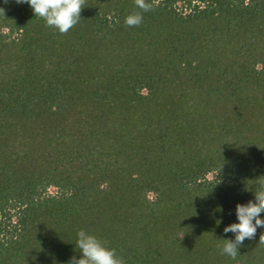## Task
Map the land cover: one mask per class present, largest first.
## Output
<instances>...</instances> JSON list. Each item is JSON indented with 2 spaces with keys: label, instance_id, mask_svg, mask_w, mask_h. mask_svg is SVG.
Masks as SVG:
<instances>
[{
  "label": "trees",
  "instance_id": "trees-1",
  "mask_svg": "<svg viewBox=\"0 0 264 264\" xmlns=\"http://www.w3.org/2000/svg\"><path fill=\"white\" fill-rule=\"evenodd\" d=\"M148 2L60 34L0 0V264H67L81 229L125 264H264V228L221 253L264 179V0Z\"/></svg>",
  "mask_w": 264,
  "mask_h": 264
},
{
  "label": "clouds",
  "instance_id": "clouds-1",
  "mask_svg": "<svg viewBox=\"0 0 264 264\" xmlns=\"http://www.w3.org/2000/svg\"><path fill=\"white\" fill-rule=\"evenodd\" d=\"M17 3H27L32 8L35 17L42 18L47 27L54 28L60 34H67L81 20V13L86 7V0H17ZM139 12H133L125 18V25L138 27L143 23V13L153 10L148 0H134ZM259 188L254 191L255 199L246 204L236 205L238 222L229 224L224 228L225 233H234L235 239H225L221 253L233 260L240 253V247L246 239L256 237L257 229L264 228V179L258 180ZM260 243L264 244V233L260 235ZM80 250V257H72L67 264H125L117 250L95 234L86 230H79L75 241Z\"/></svg>",
  "mask_w": 264,
  "mask_h": 264
}]
</instances>
